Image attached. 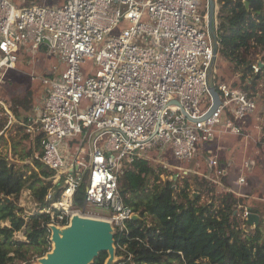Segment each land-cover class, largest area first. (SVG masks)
Listing matches in <instances>:
<instances>
[{"label": "built area", "instance_id": "1", "mask_svg": "<svg viewBox=\"0 0 264 264\" xmlns=\"http://www.w3.org/2000/svg\"><path fill=\"white\" fill-rule=\"evenodd\" d=\"M18 1L0 0V86L28 52L44 49L61 67L41 79L44 92L24 124L31 137L40 135L41 160L62 191L42 213L61 211L63 221L85 183L77 210L107 212L114 233L127 235L128 222L140 216L119 187L136 162L147 161L162 182L187 178L193 172L178 164L193 162L223 135L241 136L257 111V95L216 77L221 39L217 18L210 31V0H66L53 7ZM249 60L260 75L264 56ZM212 88L220 105L208 116ZM207 163L214 175H197L221 186L228 172L216 157ZM241 211L246 237L256 230L249 224L255 213Z\"/></svg>", "mask_w": 264, "mask_h": 264}, {"label": "trees", "instance_id": "2", "mask_svg": "<svg viewBox=\"0 0 264 264\" xmlns=\"http://www.w3.org/2000/svg\"><path fill=\"white\" fill-rule=\"evenodd\" d=\"M217 4L220 56L235 63L240 71L241 83L233 87L250 94L255 91L259 101L263 96L259 89L264 83V68L260 75H253L249 51L252 47L264 51V4L261 0H217ZM35 140L40 150V135ZM41 156L42 152L39 156L31 153L26 157L32 158L33 166H17L0 155V233L24 232L28 242L40 249L36 259L49 252L50 225L65 226L69 222L67 216L60 219L61 211L56 210L54 216L41 212L58 203L62 193L53 184L55 172L43 164ZM227 177L228 173L221 176L222 185ZM204 184L185 178L162 182L147 161L136 162L133 170L123 175L119 188L126 205L140 219L128 222L127 235L115 233L117 257L126 259L131 255L124 264H264L261 225L245 237L236 214L237 197L227 194L220 201L202 202ZM26 189L32 190L37 204V210L29 216H24L19 206ZM84 195L85 183L79 188L75 208L83 207ZM250 209L259 213L258 209ZM18 258L33 264L25 252L18 251ZM107 258L108 254H101L93 264H105ZM0 264H8V251L2 247Z\"/></svg>", "mask_w": 264, "mask_h": 264}, {"label": "rangeland", "instance_id": "3", "mask_svg": "<svg viewBox=\"0 0 264 264\" xmlns=\"http://www.w3.org/2000/svg\"><path fill=\"white\" fill-rule=\"evenodd\" d=\"M65 1L35 0V2L48 7L63 5ZM15 2L19 3L18 0ZM216 6V13H218L219 5ZM28 53L22 54L15 70L3 75L0 86V155L17 166H33L32 158L26 156L31 153L39 156L41 153V149L38 150L36 140L28 134L24 127L27 121L25 118L34 115V107L44 92L41 79L52 72L54 66L61 69L58 60L48 55L44 49L35 55ZM263 56L264 52L262 50L257 51L255 47L249 51V58L252 60L253 58L261 59ZM87 66L91 71L98 69L93 63H88ZM215 69L219 81L232 86H238V83H241L240 71H238L236 64L226 60L223 56H220L216 61ZM259 92L263 96L258 101L257 111L252 119L247 122L246 130L241 136L223 135L214 143L203 147L193 162L178 164V166L193 172L188 177L185 176L187 177L185 179H189L191 183L199 181L205 183L202 202L220 201L221 197L229 194L228 190L236 193V195H232L239 200L236 214H238L240 227H242L241 208L258 209L257 225H261V231L264 233V83H262ZM27 107L28 109H26ZM211 157L218 158L219 169L228 172V177L223 180L221 186L197 175V173L209 177L214 175L207 163ZM151 166L156 169V164L151 163ZM240 177L245 178L243 186L238 184ZM53 184L55 183L53 182ZM180 184L182 185V182ZM191 192L196 194L195 189H192ZM19 206L24 209V216H29L37 210V204L32 197V190L26 189L22 192ZM78 212L77 208L73 207L65 212L69 219L67 225H52L60 228L68 227L75 215L104 221L110 219L109 213L97 208L87 209L86 212H90L91 216L81 211ZM6 225L9 224H1V227ZM50 244L48 253L52 252L54 246L51 237ZM0 247L8 251V264H25L18 258V251L27 253L28 257L33 259V264H39L41 259H36L40 249L28 242L24 232L0 233ZM122 259L116 254L115 261L119 263Z\"/></svg>", "mask_w": 264, "mask_h": 264}, {"label": "water", "instance_id": "4", "mask_svg": "<svg viewBox=\"0 0 264 264\" xmlns=\"http://www.w3.org/2000/svg\"><path fill=\"white\" fill-rule=\"evenodd\" d=\"M248 6L249 3L246 2ZM216 2L210 0V31H216ZM263 66V65H262ZM214 106L210 116L220 105L218 93L211 89ZM138 218V217H137ZM259 216H249V224H258ZM136 219V218H135ZM71 227L65 231L57 226H50L51 241L55 245L51 253L41 258V264H93L101 254H108L105 264H117L115 233L108 221L73 216Z\"/></svg>", "mask_w": 264, "mask_h": 264}, {"label": "bare ground", "instance_id": "5", "mask_svg": "<svg viewBox=\"0 0 264 264\" xmlns=\"http://www.w3.org/2000/svg\"><path fill=\"white\" fill-rule=\"evenodd\" d=\"M75 216H78V215H75ZM79 217H81V216H79ZM71 225H72V224H69L68 227H64V228H60V227H58V228H59V230H61V231L63 232V231H65V230H67L69 227H71ZM53 245H54V244H53ZM53 248H55V245L53 246ZM39 264H41V262H39Z\"/></svg>", "mask_w": 264, "mask_h": 264}, {"label": "crops", "instance_id": "6", "mask_svg": "<svg viewBox=\"0 0 264 264\" xmlns=\"http://www.w3.org/2000/svg\"><path fill=\"white\" fill-rule=\"evenodd\" d=\"M258 215V214H257ZM254 224V223H253Z\"/></svg>", "mask_w": 264, "mask_h": 264}]
</instances>
